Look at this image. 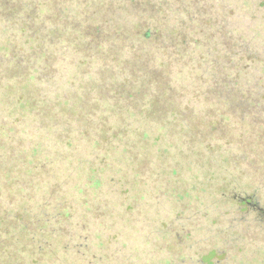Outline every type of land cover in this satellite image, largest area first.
<instances>
[{"label": "trees", "instance_id": "trees-1", "mask_svg": "<svg viewBox=\"0 0 264 264\" xmlns=\"http://www.w3.org/2000/svg\"><path fill=\"white\" fill-rule=\"evenodd\" d=\"M228 2L0 0L2 242L15 234L25 254L58 239L66 264H156L159 252L164 264H204L168 245L176 215L153 226L156 192L184 189L180 179L158 190L153 177L169 155L233 160L206 155L210 135L261 106L264 33L242 21L249 0L243 12ZM186 112L202 148L187 143Z\"/></svg>", "mask_w": 264, "mask_h": 264}, {"label": "rangeland", "instance_id": "rangeland-1", "mask_svg": "<svg viewBox=\"0 0 264 264\" xmlns=\"http://www.w3.org/2000/svg\"><path fill=\"white\" fill-rule=\"evenodd\" d=\"M243 2L244 0H231L228 3L234 10L237 9V12H243L246 10ZM249 2L255 16H247L242 21L254 22L256 31L264 33V0H249ZM194 95L196 96L197 93ZM257 101L260 102V107L247 106V109L252 112L249 113L251 115L249 118V115H241L239 111H236L240 114V123L238 117H235L234 121L232 119L225 121V115L222 114L224 125L210 135L211 139L207 144L205 139L194 135L195 125H190L192 118L196 116L190 112L178 115V118L188 122L186 128L192 134L188 144L195 143V146L200 148L206 144L204 149L208 148L205 150L207 156L211 154L218 157L221 152H224V155L233 157V160L223 164L220 163L221 161L211 162L207 165L204 161L205 156L194 158L188 156L178 161L169 155L163 160L167 163L168 170L164 173L157 171L154 174L153 179L156 181L155 186L158 190L161 189L162 184L169 187L167 182L171 185L175 183V180H183L181 182L183 187L178 183L176 186L184 189L174 192L175 196L171 197L169 193L164 197L156 192L154 195V197L158 195L156 201L151 198L149 201L150 203L155 201L158 205L159 216L153 226L159 227L161 223L162 225L171 223L174 215L178 217L177 221L175 220V226L171 228V233H168L170 239H167V242L174 247L173 252H177V243L190 247L188 254L193 263L196 260L204 264H261L264 260V218L250 207L242 205L239 209L238 205L241 203V198L251 197L259 207L264 208V97H259ZM248 103H251V100ZM182 105L186 107V101H183ZM239 105L240 108L244 107L242 103ZM197 108L201 110L205 106L201 103ZM220 108L225 113L229 112V107L223 101ZM215 119L209 117V122ZM257 122L261 125H257ZM247 125L252 131H247L250 129ZM173 130L180 129L176 126ZM183 151L188 154L189 149L184 147ZM169 152L175 154L176 151L170 149ZM216 175L221 177L218 178ZM229 181L232 187L230 190L227 185L221 186ZM228 199L235 203L232 205ZM179 218L181 222L178 221ZM4 232L5 230L0 229V264L64 263L60 244L56 241L58 239L50 240L52 244L50 251H43L48 240L38 239L34 243V248L30 247L34 253L28 247L27 252L23 254V251L15 250L21 249L19 240L14 237L15 234L2 242L6 238ZM30 242L25 240V243ZM146 249H148L146 254H149L151 245H146ZM165 255L157 253L156 264H164L160 262V259Z\"/></svg>", "mask_w": 264, "mask_h": 264}, {"label": "flooded vegetation", "instance_id": "flooded-vegetation-1", "mask_svg": "<svg viewBox=\"0 0 264 264\" xmlns=\"http://www.w3.org/2000/svg\"><path fill=\"white\" fill-rule=\"evenodd\" d=\"M243 203L246 207H250L251 210L255 211L257 214L264 218V208H261L251 197L243 198Z\"/></svg>", "mask_w": 264, "mask_h": 264}]
</instances>
